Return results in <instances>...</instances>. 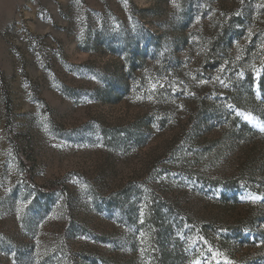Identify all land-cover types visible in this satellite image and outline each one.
Returning <instances> with one entry per match:
<instances>
[{
  "label": "rangeland",
  "instance_id": "obj_1",
  "mask_svg": "<svg viewBox=\"0 0 264 264\" xmlns=\"http://www.w3.org/2000/svg\"><path fill=\"white\" fill-rule=\"evenodd\" d=\"M0 264H264V0H0Z\"/></svg>",
  "mask_w": 264,
  "mask_h": 264
},
{
  "label": "trees",
  "instance_id": "obj_2",
  "mask_svg": "<svg viewBox=\"0 0 264 264\" xmlns=\"http://www.w3.org/2000/svg\"><path fill=\"white\" fill-rule=\"evenodd\" d=\"M218 43H219V42H218V41H216V45H217V46H218Z\"/></svg>",
  "mask_w": 264,
  "mask_h": 264
}]
</instances>
